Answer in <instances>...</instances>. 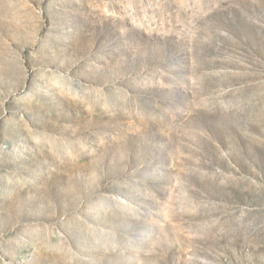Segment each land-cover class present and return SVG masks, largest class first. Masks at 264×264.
<instances>
[{
	"label": "rangeland",
	"instance_id": "rangeland-1",
	"mask_svg": "<svg viewBox=\"0 0 264 264\" xmlns=\"http://www.w3.org/2000/svg\"><path fill=\"white\" fill-rule=\"evenodd\" d=\"M0 264H264V0H0Z\"/></svg>",
	"mask_w": 264,
	"mask_h": 264
}]
</instances>
